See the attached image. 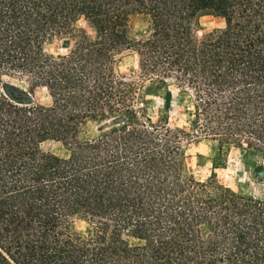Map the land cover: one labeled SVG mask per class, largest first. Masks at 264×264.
I'll use <instances>...</instances> for the list:
<instances>
[{
  "label": "trees",
  "instance_id": "obj_1",
  "mask_svg": "<svg viewBox=\"0 0 264 264\" xmlns=\"http://www.w3.org/2000/svg\"><path fill=\"white\" fill-rule=\"evenodd\" d=\"M205 15L226 26L199 38ZM6 77L52 103L0 89V264H264V195L197 179L187 154L264 151V0H0ZM148 85L192 96L188 127L137 108Z\"/></svg>",
  "mask_w": 264,
  "mask_h": 264
},
{
  "label": "rangeland",
  "instance_id": "obj_2",
  "mask_svg": "<svg viewBox=\"0 0 264 264\" xmlns=\"http://www.w3.org/2000/svg\"><path fill=\"white\" fill-rule=\"evenodd\" d=\"M80 26L90 31L85 22ZM148 20L145 17L134 18L131 23L133 36H142L148 29ZM226 20L213 15H205L200 19V28L197 32L199 38L216 29L224 28ZM60 42L51 46L53 52L60 50ZM118 70L124 76H132L138 71V58L133 53H126L121 60ZM0 89L12 98L22 103L34 102L45 106L52 103L51 97L44 88H31L26 78L6 77L0 84ZM166 94L156 86L148 85L146 92L140 97L137 108L146 110L147 116L157 121L160 116H167L171 127L186 128L189 126L188 111L192 108V96L173 88L169 105H166ZM104 124H90L87 136L93 137L100 132ZM44 150L60 156L66 154L62 144L47 143ZM188 165L192 174L199 180H205L216 174L219 181L235 190L255 196L264 195V151L251 150L247 147H233L222 166H216L209 145L205 142L191 141L188 143ZM74 229L81 233H89V225L80 219L74 223Z\"/></svg>",
  "mask_w": 264,
  "mask_h": 264
}]
</instances>
